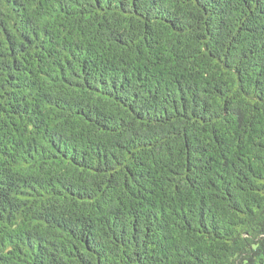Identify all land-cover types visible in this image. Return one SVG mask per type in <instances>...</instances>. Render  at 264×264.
I'll return each instance as SVG.
<instances>
[{
    "label": "trees",
    "instance_id": "obj_1",
    "mask_svg": "<svg viewBox=\"0 0 264 264\" xmlns=\"http://www.w3.org/2000/svg\"><path fill=\"white\" fill-rule=\"evenodd\" d=\"M0 264H264V0H0Z\"/></svg>",
    "mask_w": 264,
    "mask_h": 264
}]
</instances>
